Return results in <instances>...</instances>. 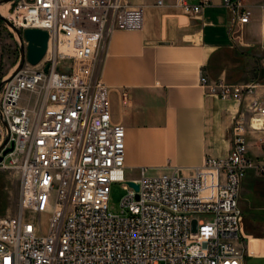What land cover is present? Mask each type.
<instances>
[{"label":"built area","instance_id":"2783aa9c","mask_svg":"<svg viewBox=\"0 0 264 264\" xmlns=\"http://www.w3.org/2000/svg\"><path fill=\"white\" fill-rule=\"evenodd\" d=\"M132 1L11 2L8 22L20 33L46 31L49 46L39 65L26 60L0 91V156L13 146L0 168L20 180L18 213L0 220V264H245L239 198L255 165L247 134L264 135V83L201 75L206 96L241 105L229 156L207 158L190 175L142 168L127 180L126 130L112 121L102 70L115 32L144 29V9ZM207 5L176 2L189 15ZM224 6L230 32L250 23L243 0ZM115 184L126 191L121 214L109 207Z\"/></svg>","mask_w":264,"mask_h":264},{"label":"crops","instance_id":"0c3cea01","mask_svg":"<svg viewBox=\"0 0 264 264\" xmlns=\"http://www.w3.org/2000/svg\"><path fill=\"white\" fill-rule=\"evenodd\" d=\"M186 1L208 5L189 15L177 0H136L144 9V29L117 31L110 42L102 78L109 87L112 121L126 130L127 173L149 168L159 174L175 166L190 175L207 158L226 159L241 105L206 96L201 75L230 84L264 83V0H243L251 21L234 32L225 0ZM262 137L247 134L248 157L255 165L239 199L245 264H264Z\"/></svg>","mask_w":264,"mask_h":264},{"label":"rangeland","instance_id":"374dc122","mask_svg":"<svg viewBox=\"0 0 264 264\" xmlns=\"http://www.w3.org/2000/svg\"><path fill=\"white\" fill-rule=\"evenodd\" d=\"M10 5L6 0H0V84L22 63V48H26V40L21 32H13L9 29L8 24L2 19L7 18L9 14L2 15V7ZM136 6V0L132 1ZM31 99V105L35 98L25 94L22 101L28 103ZM127 180H136L138 173H127ZM126 195L123 185L115 184L110 194L109 207L110 211L116 214L122 213V201ZM20 198V180L14 170H3L0 168V220L6 217H15L18 213V204ZM240 199V198H239ZM240 207V206H239ZM243 214V213H242Z\"/></svg>","mask_w":264,"mask_h":264},{"label":"water","instance_id":"95a60500","mask_svg":"<svg viewBox=\"0 0 264 264\" xmlns=\"http://www.w3.org/2000/svg\"><path fill=\"white\" fill-rule=\"evenodd\" d=\"M13 0H6V3L12 2ZM10 27H12L15 32H17L19 35L21 33L12 26L7 19L2 18ZM23 36L28 43L27 46V52L25 48H22V63L19 66L18 69H20L25 61L27 60L28 63L31 66H37L39 65L42 60L45 58L48 46H49V35L46 31L41 29H27L23 32ZM49 70V66L45 68V72L47 73ZM261 79L264 80V68L261 70ZM5 84V80L0 84V91L2 90L3 86ZM7 143V142H6ZM13 150V146L7 150L4 151L3 156H0V162L4 160V157ZM129 185L131 187H134L136 190H138V186L134 184L133 182H130Z\"/></svg>","mask_w":264,"mask_h":264},{"label":"bare ground","instance_id":"6f19581e","mask_svg":"<svg viewBox=\"0 0 264 264\" xmlns=\"http://www.w3.org/2000/svg\"><path fill=\"white\" fill-rule=\"evenodd\" d=\"M9 8H10V5H9V4L3 6V7H2V11H1V12H2V15L5 16V15L7 14V11H8ZM15 70H16V69H15ZM15 70H14V71H15ZM14 71H13V72H14ZM10 75H11V74H10Z\"/></svg>","mask_w":264,"mask_h":264}]
</instances>
